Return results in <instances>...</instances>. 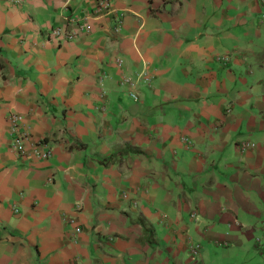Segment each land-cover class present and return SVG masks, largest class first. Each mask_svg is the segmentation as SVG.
I'll return each instance as SVG.
<instances>
[{"label": "crops", "instance_id": "crops-1", "mask_svg": "<svg viewBox=\"0 0 264 264\" xmlns=\"http://www.w3.org/2000/svg\"><path fill=\"white\" fill-rule=\"evenodd\" d=\"M110 2L0 0V264H264L261 0Z\"/></svg>", "mask_w": 264, "mask_h": 264}, {"label": "built area", "instance_id": "built-area-1", "mask_svg": "<svg viewBox=\"0 0 264 264\" xmlns=\"http://www.w3.org/2000/svg\"><path fill=\"white\" fill-rule=\"evenodd\" d=\"M261 4L264 6V0H261ZM98 10H103L105 12L111 11V2L110 0H98ZM52 36L56 38L64 37L65 39L72 40L75 37V33L68 32L60 27L53 28L51 30ZM222 61H228V57H222L220 58ZM123 62L122 60L118 61V66H122ZM127 84H130L127 80ZM131 96L133 99L137 100V95L135 93H131ZM9 120L16 124L21 120V117L18 114H12L9 117ZM17 129L16 127L11 132L12 135V141H13V149L16 151L17 155L20 157H28L30 156V152L32 151V155L34 154L37 158L41 159H49L51 157V150L48 148L47 144L44 141H39L37 144H33L29 147V141L25 136L22 134L16 133ZM253 145L250 142H243L241 145L242 150H246L247 148L252 147ZM16 212L18 210H15ZM196 214H193V217H195ZM72 222H74V219H71ZM81 228H76V233H80ZM201 250V245L197 243H190L189 244V252L191 254V258H195L198 256L199 252Z\"/></svg>", "mask_w": 264, "mask_h": 264}, {"label": "rangeland", "instance_id": "rangeland-1", "mask_svg": "<svg viewBox=\"0 0 264 264\" xmlns=\"http://www.w3.org/2000/svg\"><path fill=\"white\" fill-rule=\"evenodd\" d=\"M262 231L263 232H259L258 234H256V239H258L259 241H261V244H264V225H262ZM263 257V255H261Z\"/></svg>", "mask_w": 264, "mask_h": 264}]
</instances>
